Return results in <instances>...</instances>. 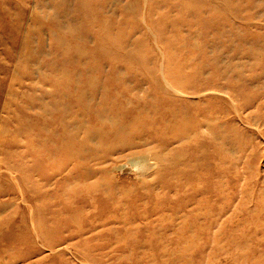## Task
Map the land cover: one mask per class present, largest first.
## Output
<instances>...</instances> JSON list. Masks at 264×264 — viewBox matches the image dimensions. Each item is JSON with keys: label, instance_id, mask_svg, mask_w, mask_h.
Here are the masks:
<instances>
[{"label": "rangeland", "instance_id": "1", "mask_svg": "<svg viewBox=\"0 0 264 264\" xmlns=\"http://www.w3.org/2000/svg\"><path fill=\"white\" fill-rule=\"evenodd\" d=\"M0 161V264H264V0H0Z\"/></svg>", "mask_w": 264, "mask_h": 264}, {"label": "bare ground", "instance_id": "2", "mask_svg": "<svg viewBox=\"0 0 264 264\" xmlns=\"http://www.w3.org/2000/svg\"><path fill=\"white\" fill-rule=\"evenodd\" d=\"M83 62H84V61H83ZM83 62H82V63H83ZM64 68H66V67H64ZM64 68H63V69H64ZM57 70H58V69H57ZM63 71H64V70H63ZM66 71H67V70H66ZM68 71H69V70H68ZM56 72H59V71H56ZM64 72H65V71H64ZM66 73H67V72H66ZM66 73H65V74H66ZM68 73H69V72H68ZM171 73H172V72H171ZM62 74H64V73H62ZM173 74H174V73H173ZM57 75H58V74H57ZM60 75H61V74H60ZM68 75H69V74H68ZM61 76H63V75H61ZM70 76H71V75H70ZM162 76H163V75H162ZM172 76H173V75H172ZM68 77H69V76H68ZM174 77H175V76H174ZM195 77H196V76H195ZM140 78H141V77H140ZM196 78H198V77H196ZM69 79H70V78H69ZM77 79H78V78H77ZM130 79H131V78H130ZM135 79H137V78H135ZM135 79H133V80H135ZM175 79H177V78H175ZM178 79H179V78H178ZM199 79H200V78H199ZM59 80H60V79H59ZM71 80H72V79H71ZM78 80H79V79H78ZM117 80H118V79H116V81H117ZM182 80H183V79H182ZM56 81H57V80H56ZM118 81H119V80H118ZM126 81H127V83H128V80H126ZM158 81H159V80H158ZM165 81H166V79H165ZM183 81H184V80H183ZM57 82H58V81H57ZM60 82H61V81H60ZM78 82H80V81H78ZM119 82H120V81H119ZM129 82H130V81H129ZM134 82H135V81H134ZM166 82H167V83H164V84L168 85L169 89H170V88H171V89L175 88V87H173L172 85H170V84L168 83V81H166ZM61 83H62V82H61ZM127 83H126V84H127ZM135 83H136V82H135ZM135 83H134V86H135ZM57 84H58V83H57ZM62 84H64V83H62ZM65 84H66V83H65ZM67 84H69V83H67ZM128 84H129V83H128ZM142 84H143V83H142ZM188 84H189V83H188ZM203 84H204V83H203ZM205 84H206V83H205ZM123 85H124V84H123ZM136 85H138V84H136ZM189 85H190V84H189ZM63 86H64V85H63ZM76 86H77V85H76ZM118 86H119V84H118ZM131 86H133V85H131ZM131 86H130V88H131ZM143 86H144V85H143ZM206 86H207V85H206ZM53 87H54V86H53ZM101 87H102V86H101ZM106 87H107V86H106ZM110 87H111V86H110ZM127 87H128V86H127ZM137 87H138V86H137ZM137 87H134V88H137ZM145 87H146V86H145ZM192 87H194V86H192ZM122 88H123V87H122ZM124 88H125V87H124ZM130 88H129V89H130ZM189 89H190V87H189ZM165 90H166V89H165ZM192 90H194V89H192ZM197 90H199V88H198ZM174 91H175V89H174ZM71 92H72V91H71ZM106 92H107V91H106ZM114 92L117 93V92L115 91V88H114ZM139 92H140V91L137 92V95H142V94L144 93V92H143L142 94H139ZM187 92H188V91H187ZM73 93H75V92H73ZM101 93H102V92H101ZM178 93H179V92H178ZM113 94H114V93H113ZM134 94H135V93H134ZM91 95H92V94H91ZM119 95H121V94H119ZM146 95H147V94H146ZM100 96H101V94H100ZM131 96H132V94H131ZM92 97H94V95H93ZM98 97H99V96H98ZM103 97H105V96H103ZM129 97H130V96H129ZM134 97H135V96H134ZM149 97H152V96L150 95ZM157 97H158V96H157ZM160 98H161V97H160ZM214 98H215V97H214ZM96 99H97V98H96ZM115 99H116V98H115ZM134 99H136V98H134ZM143 99H144V98H143ZM94 100H95V99H94ZM112 100H113V99H112ZM116 100H117V99H116ZM212 100H213V99H212ZM120 101H121V100H120ZM134 101H135V100H134ZM134 101H133V102H134ZM151 101H153V100H151ZM143 102H145V101H143ZM153 102H154V101H153ZM153 102H152V103H153ZM95 103H96V102H95ZM109 103H110V102H109ZM125 103H126V102H125ZM168 103H169V102H168ZM130 104H132V103H130ZM145 104H146V103H144V106H145ZM128 105H129V103H128ZM128 105L125 104V107L128 106ZM136 105H138V104H136ZM139 105H140V104H139ZM139 105H138V106H139ZM175 105H178V104H175ZM98 106H99V105H98ZM120 106H121V105H120ZM120 106H119V107H120ZM144 106H143V107H144ZM154 106H155V105H154ZM170 106H171V105H170ZM180 106H181V105H180ZM110 107H111V106H110ZM92 108H93V107H92ZM128 108H129V107H128ZM135 108H136V107H135ZM154 108L156 109V106H155ZM181 108H182V107H181ZM85 109H86V108H85ZM107 109H108V108H107ZM142 109H143V108H142ZM174 109H175V108H174ZM108 110H109V109H108ZM130 110H131V109H130ZM182 110H185V109L182 108ZM106 111H107V110H106ZM118 111H119V110H118ZM123 111H124V110H123ZM127 111H128V110H127ZM143 111H144V110H143ZM149 111H150V109H149ZM156 111H157V110H156ZM175 111H177V110H175ZM180 111H181V110H180ZM194 111H195V110H194ZM108 112H109V111H108ZM110 112H111V111H110ZM157 112H158V111H157ZM98 113H99V112H98ZM111 113H112V112H111ZM139 113H140V112H139ZM153 113H154V112H153ZM176 113L178 114V111H177ZM176 113H175V114H176ZM184 113H186V112H184ZM112 114H113V113H112ZM116 114H117V112H116ZM127 114H128V113H127ZM141 114H142V113H141ZM147 114H148V113H147ZM175 114H174V115H175ZM106 115H107V113H106ZM142 115H143V114H142ZM189 115H190V113H189ZM84 116H85V115H84ZM112 116H113V115H112ZM118 116H119V115H118ZM120 116H121V115H120ZM120 116H119V117H120ZM153 116H154V115H153ZM119 117H118V118H119ZM184 117H185V115H184ZM106 118H107V117H106ZM106 118H105V119H106ZM114 118L116 119V117H114ZM147 118H148V116H147ZM147 118H146V119H147ZM182 118H183V117H182ZM115 119H114V120H115ZM140 119H141V118H140ZM148 119H149V118H148ZM161 119H162V118H161ZM161 119H160V120H161ZM178 119H179V118H178ZM120 120H121V119H120ZM182 120H185V118H183ZM182 120H181V121H182ZM186 120H187V119H186ZM121 121H122V120H121ZM141 121H142V120H141ZM152 121H154V120H152ZM152 121H150V122H152ZM168 121H169V120H168ZM168 121H167V122H168ZM179 121H180V119H179ZM181 121H180V126H181ZM109 122H110V121H109ZM111 122H112V120H111ZM127 122H128V121H127ZM137 122H138V121H137ZM176 122H177V121H176ZM182 122H183V121H182ZM160 123H161V122H160ZM165 123H166V122H165ZM174 123H175V122H174ZM183 123L185 124V122H183ZM108 124H109V123H108ZM149 124H150V123H149ZM154 124H155V123H154ZM184 124H183V126H184ZM187 124H188V123H187ZM112 125H113V124H112ZM121 125H123V122H122ZM130 125H131V124H130ZM152 125H153V124H152ZM166 125H167V124H166ZM168 125H169V124H168ZM174 125H175V124H174ZM178 125H179V124H178ZM178 125H176V127H178ZM140 126H141V125H140ZM140 126H139V127H140ZM149 126H150V125H149ZM157 126H158V125H157ZM183 126H182V127H183ZM185 126H186V124H185ZM141 127H142V126H141ZM151 127H152V126H151ZM187 127H188V126H187ZM193 127H194V126H193ZM96 128H97V127H96ZM129 128H131V127L129 126ZM135 128H136V127H135ZM168 128H169V127H168ZM188 128H189V127H188ZM109 129H110V128H109ZM137 129H138V128H137ZM149 129H150V127H149ZM176 129H178V128H176ZM181 129H182V128H181ZM183 129H185V127H184ZM183 129H182V130H183ZM193 129H195V128H193ZM55 130H56V129H55ZM114 130H115V129H114ZM119 130H121V128H120ZM189 130L191 131L192 129H189ZM189 130H188V131H189ZM71 131H72V130H71ZM100 131H101V130H100ZM111 131H112V129H111ZM128 131H130V130H128ZM133 131H134V129H133ZM139 131H140V130H139ZM169 131H170V130H169ZM108 132H109V131H108ZM136 132H138V131H136ZM170 132H172V129H171ZM173 132H174V131H173ZM181 132H182V131H181ZM184 132L187 133L185 130H184ZM193 132H194V131H193ZM55 133H57V132H55ZM101 133H102V132H101ZM103 133H104V132H103ZM112 133H113V131H112ZM126 133H127V132H126ZM168 133H169V132H168ZM177 133L179 134L180 132L176 131V134L174 133V135H177ZM121 134H122V133H121ZM165 134H166V133H165ZM76 135H77V134H76ZM125 135H126V134H125ZM125 135H124V136H125ZM131 135H132V134H131ZM188 135H189V139L191 140V137H190L191 135H190L189 132H188ZM188 135H187V136H188ZM210 135H211V134H210ZM99 136H100V135H99ZM118 136H119V135H118ZM170 136H171V135H170ZM178 136H180V134H179ZM178 136H177V138H178ZM181 136H182V135H181ZM187 136H185V137L187 138ZM135 137H136V136H135ZM138 137H139V136H138ZM171 137H172V136H171ZM171 137H170V138H171ZM174 137H175V136H174ZM182 137H183V136H182ZM182 137H181V138H182ZM211 137H212V136H211ZM216 137H218V136H216ZM34 138H35V137H34ZM122 138H123V137H122ZM125 138H126V137H125ZM125 138H123V139L125 140ZM145 138H146V137H145ZM170 138H169V139H170ZM134 139H135V138H134ZM167 139H168V138H167ZM167 139H166V140H167ZM169 139H168V141H169ZM173 139H174V138H173ZM179 139H180V137H179ZM179 139H178V140H179ZM187 139H188V138H187ZM12 140H13V139H12ZM127 140H128V139H127ZM154 140H155V139H154ZM183 140H184V139H183ZM183 140L181 139V141H180V140H179V141L182 142ZM190 140H189V141H190ZM88 141H89V140H88ZM92 141H93V140H92ZM118 141H119V140H118ZM132 141H133V140H132ZM144 141H145V140H144ZM170 141H171V140H170ZM173 141H174V140H173ZM185 141H186V139H185ZM198 141H200V140H198ZM204 141H205V140H204ZM209 141H210V140H209ZM211 141H212V140H211ZM134 142H135V141H134ZM174 142H175V141H174ZM193 142H194V141H193ZM19 143H20V142H19ZM93 143H94V142H93ZM114 143H115V142H114ZM116 143H117V142H116ZM120 143H121V140H120ZM144 143H145V142H144ZM146 143H148V141H147ZM146 143H145V144H146ZM194 143H195V145H196V142H194ZM199 143H200V142H199ZM205 143H206V141H205ZM210 143H211V142H210ZM210 143H209V144H210ZM17 144H18V142H17ZM125 144H126V146L128 145L126 142H125ZM164 144H165V143H164ZM164 144H163V145H164ZM171 144H172V141H171ZM177 144H178V143H177ZM201 144H203V142H202ZM206 144H207V143H206ZM211 144H212V143H211ZM22 145H23V144H22ZM120 145H122V144H120ZM133 145H134V144H133ZM137 145H138V144H137ZM137 145H134V146H137ZM139 145H140V144H139ZM163 145H161V146H163ZM190 145H191V144H190ZM197 145L200 146V144H197ZM197 145H196V146H197ZM204 145H205V144H204ZM213 145L215 146V144H213ZM28 146H29V145H28ZM123 146H125V145H123ZM128 146H129V145H128ZM161 146H160V147H161ZM164 146H165V145H164ZM174 146H176V145H174ZM201 146H202V145H201ZM201 146H200V147H201ZM208 146H209V145H208ZM214 146H213V147H214ZM19 147H20V145H19ZM19 147H18V148H19ZM31 147H32V146H31ZM107 147H109V146H107ZM129 147H130V146H129ZM165 147H166V146H165ZM165 147H164V148H165ZM171 147L173 148V145H171ZM171 147H170V148H171ZM176 147L178 148V146H176ZM182 147H183V145H182ZM182 147L180 146V148H182ZM21 148H22V147H21ZM34 148H35V147H34ZM84 148H85V147H84ZM131 148H132V147H131ZM155 148H157V146H156ZM155 148H154V149H155ZM170 148H169V149H170ZM188 148H189V147H188ZM190 148H191V147H190ZM190 148H189V149H190ZM24 149H25V148H24ZM24 149H23V150H24ZM148 149H150V148H148ZM154 149H153V150H154ZM174 149H176V148H174ZM214 149H215V148H214ZM21 150H22V149H21ZM21 150H19V153L21 152ZM141 150H142V149H141ZM144 150H145V149H144ZM151 150H152V149H151ZM155 150H156V149H155ZM159 150H160V149H159ZM139 151H140V150H139ZM161 151H162V148H161ZM178 151H179V150H178ZM182 151H183V149H182ZM203 151H204V150H203ZM203 151H202V149H201V152H202V153H203ZM22 152L24 153L25 151H22ZM68 152H69V151H68ZM76 152H78V151H76ZM145 152H146V151H145ZM149 152L151 153V151H149ZM152 152H154V151H152ZM159 152H160V151H159ZM159 152H158V153H159ZM184 152H185V151H184ZM186 152H187V151H186ZM193 152H194V151H193ZM208 152H209V149H208ZM208 152H207V154H208ZM216 152H217V151H216ZM23 153H22V154H23ZM70 153H72V150H71ZM140 153H141V151H140ZM142 153H143V151H142ZM155 153H156V152H155ZM164 153H165V152H164ZM181 153H182V152H181ZM187 153H188V152H187ZM202 153H199V155H200V154L202 155ZM211 153H212V152H211ZM133 154H134V153H133ZM147 154H148V152H147ZM185 154H186V153H185ZM188 154H189V153H188ZM214 154H215V153H214ZM216 154H217V153H216ZM23 155H24V154H23ZM151 155H152V154H150V157H151ZM161 155H162V154H161ZM179 155H180L179 152L176 153L175 151H173V153L169 155V160H170V162H172V163H176V162H177V159L179 158ZM204 155H205V154H204ZM19 156H20V155H19ZM159 156H160V155H159ZM164 156H165V155H164ZM212 156H213V155H212ZM216 156H217V155H216ZM16 157H18V156H16ZM24 157H25V156H24ZM141 157H142V156H141ZM147 157H148V156H147ZM155 157H156V154H155ZM185 157H186V156H185ZM185 157H184V158H185ZM10 158H11V157H8V160H11ZM25 158H26V157H25ZM135 158H136V157H135ZM138 158H139V157H138ZM145 158H146V157H145ZM152 158H153V157H152ZM158 158H159V157H158ZM161 158H162V157H161ZM167 158H168V157H167ZM187 158H188V156H187ZM196 158H197V156H196ZM12 159H13V157H12ZM15 159H16V158H15ZM26 159H28V158H26ZM136 159H137V158H136ZM149 159H150V158H149ZM163 159H166V157H164ZM180 159H181V158H180ZM180 159H179V160H180ZM197 159H198V158H197ZM1 160H2V156H1ZM13 160H14V159H13ZM133 160H134V159H133ZM138 160H139V159H138ZM140 160H141V159H140ZM156 160H157V159H156ZM158 160H159V159H158ZM179 160H178V162H181V161H179ZM182 160H183V158H182ZM224 160H225V159H224ZM2 161H3V160H2ZM2 161H0V162H2ZM4 161H5V159H4ZM37 161H38V160H37ZM159 161H160V160H159ZM199 161H200V160H199ZM199 161H198V162H199ZM12 162H13V161H12ZM150 162H151V161H150ZM152 162H153V161H152ZM184 162H187V161H184ZM184 162H182V164H183ZM4 163H5V162H4ZM7 163H8V162H7ZM7 163H6V165H7ZM9 163H10V162H9ZM16 163H17V162H16ZM16 163H15V164H16ZM22 163H23V162H22ZM28 163H30V162L28 161ZM132 163H133V162H132ZM159 163H160V162H159ZM159 163H158V164H159ZM166 163H167V162H165V164H166ZM142 164H143V162H142ZM160 164H161V163H160ZM170 164H171V163H170ZM79 165H80V164H79ZM126 165H127V164H126ZM126 165H125V167L127 168ZM133 165H134V164H133ZM151 165L154 166L153 164H151ZM161 165H163V164H161ZM161 165H158V166H157L156 163H155V166H157V168H158L159 166H161ZM173 165H174V164H173ZM185 165H186V164H185ZM191 165H192V163H191ZM199 165H200V163H199ZM199 165H198V166H199ZM139 166H142V165H139ZM147 166H148V165H146V167H147ZM152 166H151V167H152ZM155 166H154V167H155ZM165 166H166V169H167V165H165ZM165 166H164V168H165ZM174 166H175V165H174ZM179 166H180V165H179ZM196 166H197V165H196ZM203 166H204V165H203ZM3 167H4V166H3ZM135 167H136V166H135ZM148 167H150V166H148ZM182 167H183V166H182ZM192 167H193V166H192ZM6 168H7V167H6ZM121 168H123V167H121ZM133 168H134V166H133ZM137 168H139V167H137ZM140 168H141V167H140ZM144 168H145V167H144ZM193 168H194V167H193ZM196 168H197V167H196ZM141 169L143 170V168H141ZM211 169H212V168H211ZM146 170H148V169H146ZM146 170H145V172H146ZM161 170H162V169H161ZM171 170H172V169H171ZM211 171H212V170H211ZM147 172L149 173L150 171L148 170ZM147 172H146V173H147ZM163 172H164V171H163ZM182 172H183V170H182ZM182 172H181V173H182ZM201 172H203V170H202ZM207 172H208V171H207ZM140 173H141V172H140ZM148 173H147V174H148ZM176 173H178V171H176ZM205 173H206V172H205ZM184 174H185V173H184ZM206 174H208V173H206ZM212 174H213V173H212ZM203 175H205V174H203ZM208 175H209V174H208ZM141 176H143V175H141ZM198 177H199V176H198ZM201 177H204V176H201ZM205 177H206V176H205ZM205 177H204V180H205ZM13 179H14V178H13ZM206 179H207V178H206ZM208 179H210V178L208 177ZM40 181H41V180H40ZM40 181H38V182H40ZM142 181H143V180H142ZM182 181H183V180H182ZM185 181H186V180H185ZM197 181H198V180H197ZM202 181H203V180H202ZM144 182H145V181H144ZM178 183H179V180H178ZM178 183H176V184H178ZM176 184H175V185H176ZM204 184H205V183H204ZM191 186H192V185H191ZM198 186H199V185H198ZM201 186H202V185H201ZM197 188L199 189V187H197ZM200 188H201V187H200ZM198 189H195V191H196V190H197V191L200 190V189H199V190H198ZM202 189H203V188H202ZM183 190H184V189H183ZM186 191H187V190H186ZM18 192H19V191H18ZM185 193H186V192H185ZM0 194H1V193H0ZM4 194H5V193H4ZM35 194H36V193H35ZM31 195H32V194H31ZM36 195H37V194H36ZM185 195H186V194H185ZM36 198H37V197H36ZM33 199H34V197H33ZM197 199H198V198H197ZM35 201H36V200H35ZM44 201H45V200H44ZM51 201H52V200H51ZM197 201H198V200H197ZM52 202H53V201H52ZM25 203H26V202H25ZM30 203H31V202H30ZM34 203H35V202H34ZM38 203H39V202H38ZM42 203H43V202H42ZM32 204H33V203H32ZM194 204H195V203H194ZM198 204H199V202H198ZM26 205H27V204H26ZM40 205H41V204H40ZM42 205H44V204H42ZM47 205H48V203H47ZM54 205H55V204H54ZM54 205H53V206H54ZM56 205H57V204H56ZM50 206H51V205H50ZM191 206H192V205H191ZM197 206H198V205H197ZM197 206H196V207H197ZM32 207H33V206H32ZM198 207H199V206H198ZM201 208H202V207H201ZM203 208H204V207H203ZM196 209H197V208H196ZM198 209H200V208H198ZM183 211H184V210H183ZM194 211H195V210H194ZM200 211H201V209H200ZM3 212H4V211H3ZM198 212H199V211H198ZM182 213H183V212H182ZM201 213H202V212H201ZM195 214H196V213H195ZM30 215H31V214H30ZM178 215H179V214H178ZM181 216H182V215H181ZM198 216H199V215H198ZM180 218H181V217H180ZM187 218H188V217H187ZM180 220H181V219H180ZM195 220H196V219H195ZM177 222H178V221H177ZM197 222H198V221H197ZM197 222H196V223H197ZM183 223H184V221H183ZM31 224H33V223H31ZM179 224H181V222H179ZM179 224H178V227H179ZM183 225H184V224H183ZM180 226H181V225H180ZM199 229H200L199 231H201L202 228L200 227ZM56 248H58V247H56ZM56 248H55V249H56ZM74 253H75V252H74Z\"/></svg>", "mask_w": 264, "mask_h": 264}]
</instances>
